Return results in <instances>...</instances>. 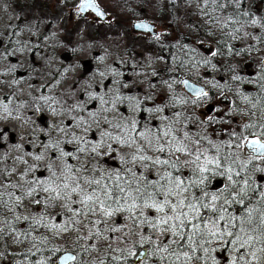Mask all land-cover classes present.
Listing matches in <instances>:
<instances>
[{"label": "rangeland", "instance_id": "374dc122", "mask_svg": "<svg viewBox=\"0 0 264 264\" xmlns=\"http://www.w3.org/2000/svg\"><path fill=\"white\" fill-rule=\"evenodd\" d=\"M111 1L96 0L108 15L102 22L91 13L80 14L82 0H0V245L8 254H36L44 247L89 249L97 264L108 253L132 255L134 241H149L141 240L149 236L141 221L159 215L153 209L143 208V216L136 210L135 221L126 211L112 218L89 214L76 217L81 223L73 226L65 208L68 202L51 199L54 193L43 187L59 185L63 195L79 183L90 192L95 185L89 187L85 179L111 184L106 174L119 173L123 183L133 178L132 172L160 183H166L161 180L165 172L183 179L180 172L195 171L192 161L198 152L214 157L199 141L223 143L201 135V108L182 84L168 80L163 72L166 61L154 48L175 43V28L154 23L155 36L133 33L134 38L128 31L133 32L134 22L108 10ZM204 2H188L186 18L198 13ZM197 45H203V54L194 45L181 47L188 79L203 78L201 66L195 70L193 65L206 61L211 49L208 43ZM161 144L171 154L156 151ZM179 145L191 154L176 152ZM135 156L152 159L133 160ZM156 159L178 162L177 170L152 164ZM204 160L201 156L199 163ZM64 183L70 188L63 189ZM72 199L80 196L73 193ZM71 207L82 208L77 203ZM97 220L104 222L93 223ZM62 225L69 230L61 231ZM112 227L119 230L112 232ZM148 229L159 241L171 237ZM145 257L142 251L136 260ZM14 262L32 264L17 257ZM0 264H10L8 256L0 253Z\"/></svg>", "mask_w": 264, "mask_h": 264}, {"label": "trees", "instance_id": "16d2710c", "mask_svg": "<svg viewBox=\"0 0 264 264\" xmlns=\"http://www.w3.org/2000/svg\"><path fill=\"white\" fill-rule=\"evenodd\" d=\"M190 3L191 0H178L176 3L175 0H146L143 2L142 0H112L109 7H106L108 10H113L116 17L120 19H124L130 22L135 21H148L157 24L169 23L176 30L177 40L175 43L168 42L165 46L156 45L155 51L162 54L165 61L166 67L163 72L167 75L168 80H175L178 84H181L183 78L187 76L184 68H181V64L184 62L185 65V53L182 50V46H193L200 53L201 48L197 44H209L211 48L213 44V40L218 35V33H225V29L232 35L234 43L230 48V52H226L227 47L216 45L214 48L217 50L215 55L213 53L208 52L206 61L195 62L193 65V69L202 70L201 79H192L198 83H201L208 87L210 85L211 76L208 75V72L212 70H218L220 72L229 73L228 77L232 78L233 86L236 88L238 86L237 78H241L244 74V70L242 64L244 60L241 57V53L238 52V46L241 48H247L246 41L250 38L255 39H264V10L251 14L249 10H240L241 8H245L246 4L244 0H205L203 4H199V12L193 14L192 18H186L185 16V8ZM260 6V5H258ZM255 17V18H254ZM253 20H256V23H252ZM128 31L131 32V35L135 38L136 35L128 28ZM244 41V42H243ZM181 48L179 53L178 48ZM152 48L151 46H149ZM166 52V53H165ZM176 52L177 55L173 53ZM203 54V52H201ZM200 53V54H201ZM188 57L190 55H187ZM197 63V64H196ZM203 66V67H202ZM260 66V64H259ZM185 67H187L185 65ZM199 70V71H200ZM257 70V68L255 69ZM170 71V72H169ZM201 74V73H200ZM181 75V77H179ZM257 77V75H256ZM251 80V84L249 85H259L257 78H248ZM242 93V92H239ZM253 93H249L248 95H252ZM255 98L250 102L244 103L245 112L251 116H258L259 108L261 106V99L258 97V94H253ZM242 108L240 107L239 111L242 112ZM252 123L249 122L248 125ZM246 125V124H245ZM250 128L238 127L235 130V134L237 136V140L233 142H223V143H215V146L220 148V152L217 153L216 147L214 144H210L208 142L199 141L201 146L206 148L210 154L214 157L217 155L221 158V168L217 171H223V169L227 166L229 162L224 161L223 157L225 155L231 154V158L236 163H232V167L235 172H239L240 175L237 176L233 174V180L237 181L235 185V190H238L240 187H243V181L248 180L249 186L256 185L255 191H249L248 199H245L243 204H232V205H224L227 208L228 212L233 213L237 216L244 214V209L249 207H264L261 204V196L260 193L264 192V183H262L259 179L262 177L261 173L258 171L257 161L250 160L248 162H244L242 157H238L234 151L240 149L241 147H236L239 143L241 145L244 144L245 140L249 136L260 135L259 128L257 125H251ZM241 134L243 138L241 137ZM231 145V147H229ZM240 162H243L246 167H241ZM171 170H177V168H172L169 166ZM195 173V174H194ZM180 176L183 177L185 182L189 180H194L199 178V174L195 171L192 172H180ZM209 177L206 182L204 188L206 191L210 193H215L217 195L224 193L227 195V191L229 189H233V185L231 182L227 180V177L224 175H211L206 173ZM217 177L222 180L223 185L221 184L219 187L214 188L212 186V180ZM149 181H158L157 179H153L148 177ZM149 191L150 188H149ZM190 193H195L196 195H200V188L193 187ZM239 197H237L238 199ZM248 202V203H246ZM223 203V201H220ZM205 215H209V213L205 212ZM150 216V215H149ZM153 217V216H150ZM154 218V217H153ZM258 223V220H257ZM223 226V222L221 223ZM142 230L146 235L151 236V240L147 242H136L134 241L132 244V255H120L116 256L114 253H108L107 256L100 264H184L183 257L180 260H176L175 257L170 256L171 253L175 249V245H169V252L164 253L161 252L159 254H154L155 245L158 243L161 247L166 244H169V241L174 239L171 237H166L163 241H159L158 238H155L154 235L149 234L148 225L146 223L142 224ZM253 235H257L253 233ZM229 242L224 244L219 241H213L211 244H205V248H212L215 251H212L210 256L211 258H205V254L203 251H197L196 256L200 257L198 260H194L193 264H212V258L215 259L217 264H231V260L233 256L239 258L240 256H244L246 261L251 262V264H263L264 263V252L258 251L264 245L259 243V240L253 241L251 244V250L246 252L245 248H241L239 251H233V245L231 244L232 238H227ZM181 244H186V240L182 241ZM9 248V246H8ZM142 251L145 253V258L141 261L136 260L138 254H141ZM181 251H188L187 247H183ZM255 251L258 260H253L248 253ZM66 251L56 248H42L36 254H28L23 253L22 255H18L16 253L8 254V249H3L0 245V253L3 254L4 257L9 258L10 264H14L15 257L21 259H28L32 262V264H56L58 258ZM70 252L76 255V260L73 264H97L93 262L94 252L89 251V249H73ZM160 256H163L164 259L161 260Z\"/></svg>", "mask_w": 264, "mask_h": 264}, {"label": "snow or ice", "instance_id": "6c2138e0", "mask_svg": "<svg viewBox=\"0 0 264 264\" xmlns=\"http://www.w3.org/2000/svg\"><path fill=\"white\" fill-rule=\"evenodd\" d=\"M82 9L84 8H96L93 0H84V3L80 5ZM99 12V10L97 9ZM256 23V21H252ZM215 55V53H213ZM239 79V77H236ZM194 92L199 95L206 96L207 93H203L199 89H194ZM133 127H135V122H133ZM244 127L250 128L251 125H244ZM169 133L165 132L164 136ZM144 136V133L140 134ZM232 135H236L232 133ZM260 135L264 136V130L261 131ZM243 138L242 134L241 137ZM118 139V138H117ZM175 139V137H173ZM151 143V141H149ZM171 144V141L168 142ZM241 144H237L236 147H241ZM216 147L217 153L220 152V148ZM231 147V145H229ZM248 147L252 150L253 157L256 156L264 159V141L259 138L253 139L248 142ZM142 151V149H138ZM158 152H169L171 154V149L166 148L165 145L161 144L155 149ZM93 152H96V148L93 147ZM176 152H185L186 154H191L187 151L186 146L179 145L175 147ZM201 156L205 157L204 163L200 164ZM36 159H41V157H36ZM151 157L147 156H135L133 160L145 161L151 160ZM224 161L229 162L223 171H217L221 168V158L219 155L216 157H208L203 152H198L195 156V160L192 163L195 164V172L199 174L198 179L189 180L187 183L185 180L181 179L179 176H173L169 172H165L161 177V180L166 181V183H160V181H149L146 176H136V173L132 172V169H127L128 172H132V179L124 180L123 183L121 175L118 173L116 176H107L108 180L112 183H106L102 179H85V183L89 187L95 185L92 190L86 191L83 186L77 183L75 187H71V191H64L63 195L57 187L45 186L43 187L44 192L54 193L51 199L58 200L64 199L68 203L65 204L66 210L72 214V224L73 226L79 225L80 220L76 217L88 216L89 214L97 215L99 214L104 218H112L119 212H128L131 214L132 219L135 221L138 219L135 213L136 210L140 209V215L143 216V208L153 209L157 215L156 217H145L142 223H146L151 229L155 230L159 234L163 235L170 233L174 238L169 241V244L161 247L158 243L155 245L154 254H159L161 252H169V245H175V249L169 253L170 256L175 257L176 260H180L183 257L184 264H193L194 260L200 259L196 256L197 251H203L205 258H211L210 254L215 249L205 248V244H211L213 241H219L227 244L231 239V244L233 245V251H239L241 248L250 247L253 241L259 240L261 245H264V207L256 208L249 207L244 209V214L237 216L233 213L228 212L224 205L232 204H243L245 199H248L249 191H255L256 185L249 186L248 180H244L243 187L235 190V185L237 181L233 180V174L239 176V172L234 173L232 163H236L231 158V154L225 155L223 157ZM154 165H168L172 168H177L178 162L170 161L169 159H156L152 161ZM214 166V167H209ZM241 167H246L243 162H240ZM70 168V166H69ZM264 171V170H262ZM206 173L211 175H224L227 180L233 185V189L227 191V195L221 193L219 195L215 193H210L205 190L204 186L208 181L209 177L205 175ZM195 174V173H194ZM55 175V174H53ZM143 181V185H141ZM43 184V181H40ZM50 183H55L51 181ZM193 187L200 188V195H196L191 192ZM70 185L64 183L63 189H69ZM149 188L153 191H149ZM36 189L33 188L31 192H35ZM31 192L29 195H31ZM75 193L80 196V199L73 201L72 194ZM261 204L264 205V192L260 193ZM159 197H163L160 199ZM237 197H239L237 199ZM123 201V203H121ZM223 201V203H220ZM142 202V204L140 203ZM39 204L40 201H37ZM77 203L82 206L79 209H73L71 205ZM207 212L209 215H205ZM258 220V223H257ZM104 221H93V223H101ZM223 222V226L221 223ZM39 223V221H38ZM56 227V225H52ZM61 231H68L67 225L60 226ZM119 229L117 227H112L111 231L116 232ZM76 231L79 228L76 227ZM256 233L257 235H253ZM96 236L100 233L97 231ZM91 238V235L90 237ZM78 239H83V237H78ZM141 240H151V236L141 237ZM186 240V244H181L182 241ZM183 247H187L188 251H181ZM260 252H264V246L258 249ZM253 260L257 259L256 252L253 251L248 253ZM74 259V257H66L65 260ZM163 260L164 257L160 256ZM212 264H217L214 258H212ZM231 264H251V262L246 261L244 256L239 258L233 256Z\"/></svg>", "mask_w": 264, "mask_h": 264}, {"label": "flooded vegetation", "instance_id": "af4514ba", "mask_svg": "<svg viewBox=\"0 0 264 264\" xmlns=\"http://www.w3.org/2000/svg\"><path fill=\"white\" fill-rule=\"evenodd\" d=\"M244 3L246 4V7L241 8L240 10H249L251 14L259 13L264 10V0H244ZM154 26L156 28L155 24ZM155 35L156 32L154 35L150 36ZM231 36L232 35L228 32L227 29H225V33H218V35H216L213 40L214 42L211 46L210 52H217V50L214 48V46L216 45L227 47L225 51L230 52V48L234 43ZM246 44L248 46L247 48H241L239 45H237L238 52L242 54L241 57L244 60V63L242 64L244 74L240 79L237 80L238 86L236 88H234L233 86L232 78L228 77L229 73L220 72L218 70H212L208 72V75L211 76L210 85H208V87L189 79L192 82L203 86L207 91V95L200 98H194L191 95L187 93L186 94L189 96L193 104H196L201 108V118L204 122V127L202 130L203 133L201 135L207 134L206 136H212V141L233 142L234 140H237V136L232 135V133L235 132L236 128L241 126L244 127V125H248L249 122L253 125H257L260 133L262 130H264V39L250 38L247 39ZM200 48L203 49V45L200 46ZM178 51L180 53V46L178 48ZM173 54L177 55L176 52H174ZM181 66V68H185L184 62L181 64ZM256 68L257 70H255ZM179 77H181V75H179ZM247 77L257 78L259 85H249L252 82L250 79H247ZM249 93H257L258 97H260V99L262 100L258 116H251V118L245 112V108L243 105L244 103L250 102L255 98L253 94L248 95ZM205 107L206 111L202 110ZM240 107L243 109L242 112L239 111ZM238 116L242 117L241 120L238 119ZM210 126H216V129H211ZM252 137H258L259 139L264 141V136L262 135L249 136L241 146L243 150L240 148L233 153H235L239 158L242 157V159H244V162L256 160L258 171L262 175L259 180L264 183V171H262L264 170V159H261L258 156L254 158L252 150L247 147V143ZM217 182H221V184L223 185L222 180L215 177L212 180V186L214 188H216L215 184ZM251 250L254 249L251 247H246L245 249L246 252H249Z\"/></svg>", "mask_w": 264, "mask_h": 264}, {"label": "water", "instance_id": "95a60500", "mask_svg": "<svg viewBox=\"0 0 264 264\" xmlns=\"http://www.w3.org/2000/svg\"><path fill=\"white\" fill-rule=\"evenodd\" d=\"M93 2L95 3L96 8H84V9H82L80 7V11H79L80 14L85 15V14L91 13L96 18H98L100 21H102V22L106 21L108 19L107 13L97 4L96 0H93ZM82 3H84V0H82ZM97 9L99 10V12L97 11ZM132 27H133V31L135 34H148V35H154L155 34V26L153 24H151L150 22L137 21L133 24ZM263 66H264V62H263ZM182 84H183L185 92L194 98H200V97L204 96V95L198 96L196 94V92H194V89H199L203 93H207L206 89L203 86L198 85V84L190 81L189 79H184L182 81ZM256 138H258V137H252L249 139V141L256 139ZM247 147H248V143H247ZM69 256L74 257V259H70V260L66 261L65 258L69 257ZM75 260H76V255L74 253L66 252L59 257L57 264H72Z\"/></svg>", "mask_w": 264, "mask_h": 264}, {"label": "bare ground", "instance_id": "6f19581e", "mask_svg": "<svg viewBox=\"0 0 264 264\" xmlns=\"http://www.w3.org/2000/svg\"><path fill=\"white\" fill-rule=\"evenodd\" d=\"M21 76H23V75H21ZM0 149H3V144L2 143H0Z\"/></svg>", "mask_w": 264, "mask_h": 264}]
</instances>
